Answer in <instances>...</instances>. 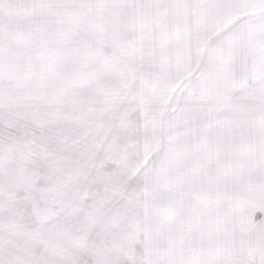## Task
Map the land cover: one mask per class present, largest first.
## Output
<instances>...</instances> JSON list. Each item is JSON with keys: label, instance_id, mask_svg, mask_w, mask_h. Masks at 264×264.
Segmentation results:
<instances>
[{"label": "snow or ice", "instance_id": "obj_1", "mask_svg": "<svg viewBox=\"0 0 264 264\" xmlns=\"http://www.w3.org/2000/svg\"><path fill=\"white\" fill-rule=\"evenodd\" d=\"M0 264H264V0H0Z\"/></svg>", "mask_w": 264, "mask_h": 264}]
</instances>
